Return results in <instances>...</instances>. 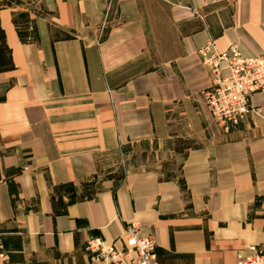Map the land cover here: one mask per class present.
<instances>
[{
  "label": "crops",
  "instance_id": "1",
  "mask_svg": "<svg viewBox=\"0 0 264 264\" xmlns=\"http://www.w3.org/2000/svg\"><path fill=\"white\" fill-rule=\"evenodd\" d=\"M41 10L0 6L13 66L0 72V264H87L90 240L123 249L131 226L153 237L157 264H237L264 248V94L219 132L198 54H263L264 0H41ZM150 146L164 164L180 156L179 168L98 181L122 150Z\"/></svg>",
  "mask_w": 264,
  "mask_h": 264
},
{
  "label": "built area",
  "instance_id": "2",
  "mask_svg": "<svg viewBox=\"0 0 264 264\" xmlns=\"http://www.w3.org/2000/svg\"><path fill=\"white\" fill-rule=\"evenodd\" d=\"M198 54L203 67L212 76L210 87L202 93L207 112L217 125L229 131L253 111L250 104L252 96L264 94V53L246 59L237 47L228 52H218L209 45ZM224 65L227 73L223 71ZM124 241V248L120 250L114 245H105L99 239L90 240L92 263L157 264V246L153 237L142 238L131 226ZM1 256L3 244L0 239ZM237 264H264V248H250L247 254L238 257Z\"/></svg>",
  "mask_w": 264,
  "mask_h": 264
},
{
  "label": "rangeland",
  "instance_id": "3",
  "mask_svg": "<svg viewBox=\"0 0 264 264\" xmlns=\"http://www.w3.org/2000/svg\"><path fill=\"white\" fill-rule=\"evenodd\" d=\"M17 4L20 5L22 9H30L34 11V13H41V0H0V6L6 5V4ZM23 14V13H22ZM203 93V92H202ZM202 97V94H201ZM203 104L205 106L204 99L202 97ZM206 112L207 108L205 107ZM209 114V113H208ZM211 118V117H210ZM211 125L214 126L219 132L224 134H229L233 130H235L238 126H234L229 131L224 130V128L220 125H217L212 119H211ZM180 152L184 153V150H178ZM166 151L164 148H153V146L148 148H137V147H131L126 150H122L120 155L115 157V159L109 161L110 164H107V166H103L102 171L100 173V176L97 177L98 181H100V178H113L116 185H120L124 183L125 176L127 174V170L134 169L135 171L139 170H156L158 172H162L163 176L166 178L167 175H170L172 171H176V169L179 168L177 165V161H179L180 156L174 157V164L171 165L169 163L164 164V157H166ZM177 158V159H176ZM96 182V181H94ZM95 184V183H92ZM103 186L93 185V187L83 195V197H89L92 196L94 193H96L99 189H101ZM134 227V226H133ZM136 228V227H135ZM137 229V228H136ZM138 232V231H137ZM150 237V236H149ZM143 238V237H142ZM148 238V237H144ZM89 242L87 243L85 247L86 255L88 257L87 264H94L92 263V256L93 252L91 249H89ZM122 249V248H121ZM120 249V250H121ZM133 257V254L130 255V258ZM129 261V260H128Z\"/></svg>",
  "mask_w": 264,
  "mask_h": 264
},
{
  "label": "trees",
  "instance_id": "4",
  "mask_svg": "<svg viewBox=\"0 0 264 264\" xmlns=\"http://www.w3.org/2000/svg\"><path fill=\"white\" fill-rule=\"evenodd\" d=\"M0 32L2 33V44L0 45V72H2L12 68L13 66L11 59L8 60L7 58V48L5 47L4 34L1 29Z\"/></svg>",
  "mask_w": 264,
  "mask_h": 264
}]
</instances>
